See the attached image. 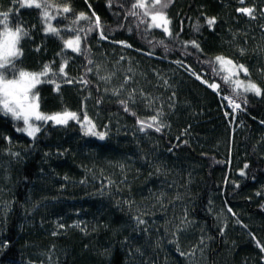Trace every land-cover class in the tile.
<instances>
[{"label": "trees", "instance_id": "obj_1", "mask_svg": "<svg viewBox=\"0 0 264 264\" xmlns=\"http://www.w3.org/2000/svg\"><path fill=\"white\" fill-rule=\"evenodd\" d=\"M22 2L0 0L28 32L15 64L49 65L41 112L80 119L33 138L0 113V264H264V0H37L46 22ZM77 35L80 52L65 43ZM218 56L261 94L226 83Z\"/></svg>", "mask_w": 264, "mask_h": 264}, {"label": "snow or ice", "instance_id": "obj_2", "mask_svg": "<svg viewBox=\"0 0 264 264\" xmlns=\"http://www.w3.org/2000/svg\"><path fill=\"white\" fill-rule=\"evenodd\" d=\"M156 4H160V0H154L151 7H155ZM21 6L35 7L36 9L43 8V15L45 22L50 18L48 13L49 5L45 2L41 4L37 0H23ZM134 7H139L142 9H148L150 6L146 0H139L138 4ZM162 7H167V5H162ZM70 9L68 7L63 8V12L67 13ZM239 11L244 12L248 15L252 14V9L241 8ZM145 14H148L147 11ZM8 13H0V19L5 21L3 23V31L0 32V113L5 116H11V118L17 122H21L23 126L17 125V131L26 133L28 136L35 138L36 134L40 131V127L36 125L38 121H53L58 125H66L69 120H76L79 122V117L77 113L68 111L67 109L62 110L51 115H46L40 111L39 104V93L34 91L36 86L41 83H54V79L49 77V72L51 68L49 65H43L40 71H24L19 69L15 64V58L22 55V52L18 49V44L20 43L21 36H28V32L24 31L19 24L15 27V30L10 28L7 24ZM80 18H85L83 14H80ZM156 27H161L170 23L167 18L160 12L152 14L151 17ZM96 26H99L100 18L95 17ZM215 21L209 19L207 23L209 25L213 24ZM75 23V21H73ZM46 31L51 32L59 36V31L57 28L52 27L50 24L46 28ZM165 32H168V28H164ZM170 34V33H169ZM100 35L102 38L103 32L101 30ZM66 45L72 48L75 52H80V37L77 35L75 40L65 41ZM198 47V45H196ZM216 61L220 64L221 69L226 73L223 77L226 83L232 84L234 87L239 88L243 86L245 92H254L256 95L261 94V89L255 84L249 82L244 85L242 81L238 79H233V77L238 76L239 72H243L247 77L248 70L244 65H235L232 60L226 59L225 57L218 56ZM66 66V65H65ZM65 66H61L58 71L52 73V77L60 76L61 78H66L67 73L64 70ZM11 77V78H9ZM48 77V79H42ZM66 83H72V80L65 79ZM81 83L87 84L88 81L81 80ZM210 87H218V85H209ZM60 85L57 84L56 88L59 89ZM234 108H240L239 104H234ZM127 110V109H126ZM155 120V117L153 118ZM84 121L89 125L86 134L92 136H99L101 140L104 139V134L96 132L95 125L88 118L87 114H84ZM151 127V125H149ZM156 131H160L157 127ZM243 174V173H241ZM138 223H144L139 217L136 218ZM62 226V225H61ZM257 245L264 252V246ZM139 251V250H137ZM183 255V253H182Z\"/></svg>", "mask_w": 264, "mask_h": 264}, {"label": "built area", "instance_id": "obj_3", "mask_svg": "<svg viewBox=\"0 0 264 264\" xmlns=\"http://www.w3.org/2000/svg\"><path fill=\"white\" fill-rule=\"evenodd\" d=\"M227 102V105L229 106V108H231V110L233 111V114L234 115H238V113L240 112L241 110V104L239 103V101L235 98H232V97H226L224 98ZM234 104H239L240 105V108H234L233 105Z\"/></svg>", "mask_w": 264, "mask_h": 264}, {"label": "rangeland", "instance_id": "obj_4", "mask_svg": "<svg viewBox=\"0 0 264 264\" xmlns=\"http://www.w3.org/2000/svg\"><path fill=\"white\" fill-rule=\"evenodd\" d=\"M154 23V22H153ZM166 25H163V26H161V27H165ZM119 44H122V45H125L124 43H119ZM187 69H189L191 72L190 73H192L191 75H193L194 77H196L198 80H200L201 82H203L204 84H206L207 86H209V85H213V84H211V83H209L208 81H206L203 77H201L200 75H197V74H195V72H194V70L192 69L191 70V68L190 67H187ZM214 85H216V84H214ZM210 87V86H209ZM210 88H212L213 90H217V87H210ZM41 111V110H40ZM39 122H42V121H38V122H36V125L39 123ZM38 126V125H37Z\"/></svg>", "mask_w": 264, "mask_h": 264}, {"label": "bare ground", "instance_id": "obj_5", "mask_svg": "<svg viewBox=\"0 0 264 264\" xmlns=\"http://www.w3.org/2000/svg\"><path fill=\"white\" fill-rule=\"evenodd\" d=\"M241 8H245V7H241ZM241 8H240V9H241Z\"/></svg>", "mask_w": 264, "mask_h": 264}]
</instances>
